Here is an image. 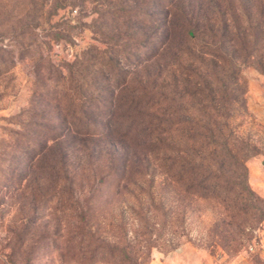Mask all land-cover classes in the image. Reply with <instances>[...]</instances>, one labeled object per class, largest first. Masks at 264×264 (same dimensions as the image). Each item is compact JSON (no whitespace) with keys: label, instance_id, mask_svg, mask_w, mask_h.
Wrapping results in <instances>:
<instances>
[{"label":"rangeland","instance_id":"374dc122","mask_svg":"<svg viewBox=\"0 0 264 264\" xmlns=\"http://www.w3.org/2000/svg\"><path fill=\"white\" fill-rule=\"evenodd\" d=\"M131 1L0 0V264H264V0ZM130 8L157 16L139 44L109 32ZM97 42L177 123L124 176L100 145L55 192L35 118Z\"/></svg>","mask_w":264,"mask_h":264},{"label":"trees","instance_id":"16d2710c","mask_svg":"<svg viewBox=\"0 0 264 264\" xmlns=\"http://www.w3.org/2000/svg\"><path fill=\"white\" fill-rule=\"evenodd\" d=\"M139 1L142 0L131 3L138 5ZM125 9L122 10L125 14L120 17L124 30L118 26L109 32L128 35L127 41L139 44L134 34L141 20L146 19L152 24L157 16L146 14L144 10ZM165 26L166 23L161 24V27ZM116 43L113 46L108 43L102 46L100 42L90 44L82 51L81 58L64 63L67 79L54 84L52 93H48L55 116L35 118L53 125L46 140L37 145L34 156L50 158L49 175L55 192L72 189L74 178L69 176H74L83 158L94 160L100 145L105 147L103 152L108 161L124 169L122 176L126 174L129 162L140 153L145 158L146 153L169 150L171 129L177 121L148 115L147 111L161 104L160 95L154 93L152 84L141 85L138 90L126 88L125 73L115 68V59L111 56ZM101 47L107 52L100 50ZM151 52L146 54L150 57ZM147 55L135 59L144 57L146 60Z\"/></svg>","mask_w":264,"mask_h":264}]
</instances>
